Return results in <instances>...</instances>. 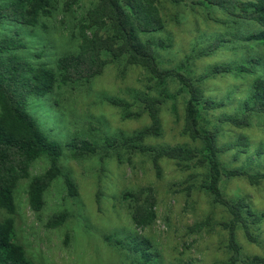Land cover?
<instances>
[{"label": "rangeland", "instance_id": "1", "mask_svg": "<svg viewBox=\"0 0 264 264\" xmlns=\"http://www.w3.org/2000/svg\"><path fill=\"white\" fill-rule=\"evenodd\" d=\"M66 1L55 0L52 15L43 17L35 28L1 22L0 37L17 34L25 43L22 54L53 66L58 55L78 48L81 21L97 0H74L68 9ZM160 9L166 25L158 36H168L171 45L157 50L159 68L177 69L192 77L207 74L199 85L217 105L204 110L201 124L217 129L218 145L228 147L220 153L222 164L264 174V152L258 159L255 156L260 145L264 147V114H254L245 127L221 119L238 109L253 79L264 74V45L245 39L260 26L197 0L179 4L164 0ZM218 39L216 48L203 53ZM40 52V59L35 58L34 53ZM221 64L230 70L208 73ZM164 80L159 84L142 66L129 64L121 56L89 82L58 85L43 97H28L26 110L52 138L63 143L72 138L88 140L96 147L94 153L81 156L66 147L59 165L72 179L76 193L70 195L64 177L59 176L46 189L40 211L29 205L28 183L30 177L45 172L48 158L32 162L30 177L19 180L14 193V233L28 258L37 264H140L127 244L146 238L154 255L152 264H264V177L257 182L245 175L221 178L223 194L243 198L249 210L248 231L235 224V250L229 242L230 212L202 186L205 165L195 159L162 156L157 170L149 150L122 145L125 137L151 122L140 97H159L163 98L160 134L146 137L138 146L201 147L184 131L187 95L176 78ZM240 135L247 143L235 145ZM112 139L120 145L109 146L107 141ZM137 192L142 201L149 192L155 199V217L145 226H136L131 219L130 202ZM60 212L66 213L65 221L49 227V218Z\"/></svg>", "mask_w": 264, "mask_h": 264}, {"label": "trees", "instance_id": "2", "mask_svg": "<svg viewBox=\"0 0 264 264\" xmlns=\"http://www.w3.org/2000/svg\"><path fill=\"white\" fill-rule=\"evenodd\" d=\"M74 0H67L66 9ZM164 0H97L85 13L80 25V44L75 51L63 52L49 66L44 60H31L22 54L25 48L23 40L17 34H4L0 37V264H37L27 257L24 248L16 242L14 233V193L20 179L30 177V165L45 156L49 166L44 173L30 177L28 183V201L34 211H40L44 205V193L51 182L59 176L65 179L68 193H76L75 185L59 165V159L66 147L70 146L73 155H85L95 152V145L88 140L72 138L61 142L52 138L26 110L28 97H43L50 94L58 85L89 82L99 75L107 63L124 56L129 64L142 66L152 77L163 84L166 77H174L180 83V90L187 95L185 101L184 131L192 140L201 143L198 149L181 145L150 148L139 147L148 137L160 134L161 122L159 106L163 98L140 97L150 117V124L136 134L125 137L122 145L131 150L140 148L153 154L154 166L158 170L157 160L166 156L178 160H193L205 165L206 180L202 186L213 200L225 206L232 216L229 228V242L235 250L234 227L241 223L248 231V206L243 198H227L220 188L223 175H245L251 182H257L262 173H250L244 168H226L220 159V153L228 147L218 145V130L207 129L201 123L203 112L217 104L206 97L199 82L206 76L192 77L177 69H160L157 50L171 45L169 37L158 36L165 31V19L160 9ZM179 4L186 0H166ZM219 6L229 15L256 22L260 28L250 32L245 39L256 40L264 45V0H197ZM55 0H0V23L9 21L24 27H37L43 17L51 16ZM218 39L212 47L203 49L210 52L218 46ZM40 59V53H34ZM256 64L259 59H256ZM264 67V65H263ZM241 68L247 69L242 66ZM240 68V69H241ZM228 65H217L208 73L229 71ZM167 95V94H166ZM118 104V103H117ZM124 105H127L125 103ZM254 114H264V74L253 79L246 97L232 114H223L225 120L236 127L250 124ZM109 146H118L119 141H107ZM246 144L244 135H240L235 145ZM120 145V144H119ZM264 147L256 150L260 157ZM199 154V155H198ZM141 192L133 194L130 208L131 219L136 226H145L155 217L153 210L154 195L149 192L142 201ZM6 216L1 218V213ZM66 219V213L53 214L47 225L56 227ZM117 243H120L118 241ZM129 245V246H128ZM136 254L140 264H152L154 256L151 244L146 238H136L127 244ZM258 260V258H254ZM264 261V260H261ZM183 264V263H172Z\"/></svg>", "mask_w": 264, "mask_h": 264}]
</instances>
